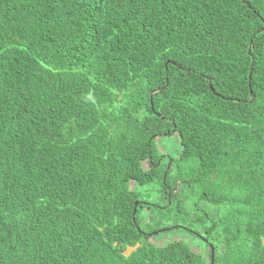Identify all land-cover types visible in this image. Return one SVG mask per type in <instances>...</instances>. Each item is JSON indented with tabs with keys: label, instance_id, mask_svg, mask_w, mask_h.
Wrapping results in <instances>:
<instances>
[{
	"label": "trees",
	"instance_id": "trees-1",
	"mask_svg": "<svg viewBox=\"0 0 264 264\" xmlns=\"http://www.w3.org/2000/svg\"><path fill=\"white\" fill-rule=\"evenodd\" d=\"M209 245L264 264V0H0V264Z\"/></svg>",
	"mask_w": 264,
	"mask_h": 264
},
{
	"label": "rangeland",
	"instance_id": "rangeland-1",
	"mask_svg": "<svg viewBox=\"0 0 264 264\" xmlns=\"http://www.w3.org/2000/svg\"><path fill=\"white\" fill-rule=\"evenodd\" d=\"M157 146L162 153L168 152L172 156L176 155L179 152V143L175 134L160 136L159 139L157 140ZM141 164L143 165V167L145 168L147 167L146 160H143ZM179 238L186 240L187 243L192 246V250L199 251L203 249L205 251V248L202 246L203 244L201 243V241L198 238L192 237L189 232H186V230L183 229H179V230L171 229V230L161 231L158 234L153 235L150 238V240L154 244L162 245L164 243L172 241L173 239H179ZM129 250L130 248H127L125 250V253H127Z\"/></svg>",
	"mask_w": 264,
	"mask_h": 264
},
{
	"label": "water",
	"instance_id": "water-1",
	"mask_svg": "<svg viewBox=\"0 0 264 264\" xmlns=\"http://www.w3.org/2000/svg\"><path fill=\"white\" fill-rule=\"evenodd\" d=\"M171 63H173V62H171ZM150 98H151V95H150ZM137 203L135 202V204L134 205H136ZM173 227H176V226H173ZM165 230H167V228H161L160 229V231H165ZM209 247H210V264H213V257H214V254H213V248H212V246L211 245H209ZM130 248V247H129ZM133 248H130V250L129 251H131ZM129 251L127 252V253H129ZM126 253V254H127Z\"/></svg>",
	"mask_w": 264,
	"mask_h": 264
}]
</instances>
